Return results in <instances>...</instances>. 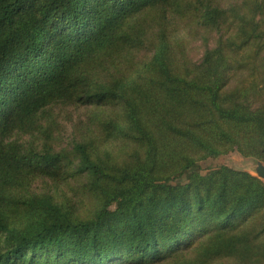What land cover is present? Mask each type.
<instances>
[{
  "label": "trees",
  "instance_id": "obj_1",
  "mask_svg": "<svg viewBox=\"0 0 264 264\" xmlns=\"http://www.w3.org/2000/svg\"><path fill=\"white\" fill-rule=\"evenodd\" d=\"M177 1L0 0V264H264V182L227 166L190 172L233 151L264 161V0ZM149 8L160 30L131 80L121 52L147 46L136 19ZM187 13L231 32L178 70L165 29ZM114 100L125 115L104 132L135 146L126 158H93L80 141L64 166L60 152L12 141L57 104ZM37 174L86 176L100 207L74 218L54 195L17 194Z\"/></svg>",
  "mask_w": 264,
  "mask_h": 264
},
{
  "label": "rangeland",
  "instance_id": "obj_2",
  "mask_svg": "<svg viewBox=\"0 0 264 264\" xmlns=\"http://www.w3.org/2000/svg\"><path fill=\"white\" fill-rule=\"evenodd\" d=\"M195 0H178L183 4L180 10L185 6L192 5ZM223 7H229L233 4H240L242 0H217ZM172 6L168 7L170 16ZM155 11L146 9L137 16L139 24L144 28L147 46L139 50L122 51V66L120 73L124 77L135 79L139 72L135 63L148 61L152 55V48L156 43L157 35L160 30V22L155 20ZM134 20V22H136ZM169 25L165 31L171 44V60L173 66L178 70L193 69L199 66L204 58L208 48L216 46L217 39L223 35H229L231 29L224 26L218 31L212 32L203 26H199L193 14L187 13L182 16H176L167 22ZM233 30V28H232ZM240 60V58H239ZM106 73L109 70V64L106 65ZM95 75V71L93 72ZM250 81H248L249 83ZM235 81H233V85ZM95 88V84L90 85ZM124 102L111 101L101 107L83 106L81 104H57L45 112L41 113L33 127L26 132L16 133L12 141L22 144L24 148H34L39 151L53 150L60 152L64 156V166L69 160V154L76 142L85 141L90 145V152L95 158L96 153L103 150H110L118 153L121 158H126L135 148L131 143L124 140H111L106 137L104 132V123L110 119H117L125 115ZM107 138V141H106ZM98 147V148H97ZM75 159L71 160L73 164ZM264 164L255 157H246L237 151L223 154L217 157H210L199 161L197 168L190 172H198L201 175H208L213 170L222 166H227L236 171L249 172L256 176L258 163ZM33 179L31 186L21 189L17 188V194H43L49 193L54 195L56 202L64 205L66 211L69 209L73 212L74 218L83 219L92 215L94 210H98L101 205L99 198L95 196V191L90 186L88 178L84 175L68 178L60 185H55L50 177H42L40 174ZM178 183L187 182V175L177 180ZM28 189V190H27ZM115 207H111L114 209ZM119 264V263H118ZM166 264H176L168 262Z\"/></svg>",
  "mask_w": 264,
  "mask_h": 264
},
{
  "label": "water",
  "instance_id": "obj_3",
  "mask_svg": "<svg viewBox=\"0 0 264 264\" xmlns=\"http://www.w3.org/2000/svg\"><path fill=\"white\" fill-rule=\"evenodd\" d=\"M245 172V171H243ZM249 173V172H248ZM252 175V174H251ZM255 176V175H253ZM258 179L264 182V164L259 162L256 168V176Z\"/></svg>",
  "mask_w": 264,
  "mask_h": 264
}]
</instances>
